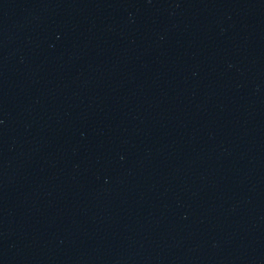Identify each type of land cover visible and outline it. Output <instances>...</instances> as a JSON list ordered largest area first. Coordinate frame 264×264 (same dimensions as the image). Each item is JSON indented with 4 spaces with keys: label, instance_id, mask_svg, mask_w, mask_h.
<instances>
[{
    "label": "water",
    "instance_id": "obj_1",
    "mask_svg": "<svg viewBox=\"0 0 264 264\" xmlns=\"http://www.w3.org/2000/svg\"><path fill=\"white\" fill-rule=\"evenodd\" d=\"M0 264H264V0H0Z\"/></svg>",
    "mask_w": 264,
    "mask_h": 264
}]
</instances>
